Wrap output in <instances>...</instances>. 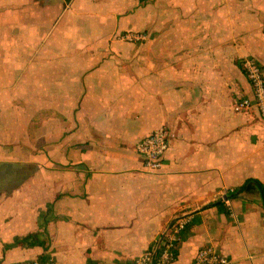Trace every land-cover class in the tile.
<instances>
[{
  "label": "crops",
  "instance_id": "obj_1",
  "mask_svg": "<svg viewBox=\"0 0 264 264\" xmlns=\"http://www.w3.org/2000/svg\"><path fill=\"white\" fill-rule=\"evenodd\" d=\"M245 57L264 74V0H0V264H131L182 218L172 264H264Z\"/></svg>",
  "mask_w": 264,
  "mask_h": 264
},
{
  "label": "built area",
  "instance_id": "obj_2",
  "mask_svg": "<svg viewBox=\"0 0 264 264\" xmlns=\"http://www.w3.org/2000/svg\"><path fill=\"white\" fill-rule=\"evenodd\" d=\"M142 35L129 33L124 36L128 41H139ZM242 70L248 80L251 98H240L232 105L234 112L254 110L261 121L264 122V74L261 66L253 57H245L241 63ZM169 132L166 127L160 126L135 144V152L141 158L143 169L153 174L161 168L163 157L169 147ZM188 220L178 219L167 226L150 249L136 258L131 264H172L175 260V250L181 240V232ZM229 261L222 252L213 246L200 248L191 264H228ZM18 264H30L20 262ZM37 264V263H31Z\"/></svg>",
  "mask_w": 264,
  "mask_h": 264
},
{
  "label": "water",
  "instance_id": "obj_3",
  "mask_svg": "<svg viewBox=\"0 0 264 264\" xmlns=\"http://www.w3.org/2000/svg\"><path fill=\"white\" fill-rule=\"evenodd\" d=\"M255 185L257 186L259 192H260V196H261V199H262V202L264 204V192H263V189L262 187L260 186V184L258 182L255 181ZM241 193V190H238L237 192H234L233 194H226L224 197H223V200L224 201H228L230 200L231 198L237 196L238 194Z\"/></svg>",
  "mask_w": 264,
  "mask_h": 264
}]
</instances>
